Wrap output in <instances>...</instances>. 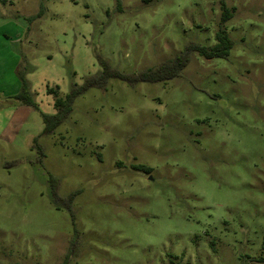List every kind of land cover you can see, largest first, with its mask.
Listing matches in <instances>:
<instances>
[{
    "label": "rangeland",
    "instance_id": "rangeland-1",
    "mask_svg": "<svg viewBox=\"0 0 264 264\" xmlns=\"http://www.w3.org/2000/svg\"><path fill=\"white\" fill-rule=\"evenodd\" d=\"M219 29L225 57L110 77L42 134L48 89L100 60L136 77ZM263 241L264 0H0V264H264Z\"/></svg>",
    "mask_w": 264,
    "mask_h": 264
},
{
    "label": "trees",
    "instance_id": "trees-1",
    "mask_svg": "<svg viewBox=\"0 0 264 264\" xmlns=\"http://www.w3.org/2000/svg\"><path fill=\"white\" fill-rule=\"evenodd\" d=\"M222 9L223 10L221 22L224 23L232 16L229 10L226 9L224 6H222ZM38 15L32 16L31 20L37 17ZM214 38L216 43L212 47L206 48L196 43H189L188 45H186L183 51L177 53L173 58L164 61L153 69H147L145 71H142L136 77L122 75L116 71L110 70L109 67L103 61L100 60V64L103 67L102 73L85 78L83 83L79 86L73 85L70 89V92L63 99L57 97L56 92H54L52 89H48L47 92H53L55 95L54 108L56 109V112L53 115H41L44 123V129L42 131V134H51L64 121V119L68 116L71 111V107L74 100L78 96L83 94L87 89L91 87H103L105 85V81L110 77L123 79L130 83H135L137 81L150 83H156L161 81L163 82L177 77L179 73L188 65L192 53H197L199 56L205 59H210L214 57H225L228 54L230 48L232 47L233 41L228 38L224 30L222 29H219L215 33ZM20 80L22 83V87L20 94L17 97L22 98L21 100L23 104L28 106H34V103L30 100L28 96L26 81L24 80V78H20ZM34 147L40 153H42L41 147L38 145L36 140L34 141ZM133 168L135 170H141L146 173H149L150 171L149 169L142 166H134ZM49 181L50 183H55V179L52 176H49ZM72 197L73 194H71L68 199L70 200ZM53 198L54 200H56L57 198L55 190H53Z\"/></svg>",
    "mask_w": 264,
    "mask_h": 264
}]
</instances>
